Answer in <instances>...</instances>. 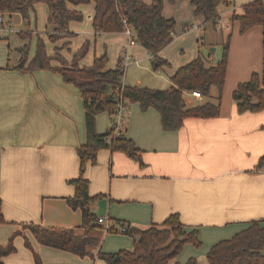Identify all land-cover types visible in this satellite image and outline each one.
<instances>
[{"label":"crops","instance_id":"0c3cea01","mask_svg":"<svg viewBox=\"0 0 264 264\" xmlns=\"http://www.w3.org/2000/svg\"><path fill=\"white\" fill-rule=\"evenodd\" d=\"M27 1L35 2L37 23L48 22V6L42 0ZM191 1L164 0L163 15L175 18L177 29L174 41L159 53L170 66L157 71L152 68L151 55L132 40L130 33H103L96 37L95 3L67 5L69 10L84 15L82 21L69 23L73 37L51 43L47 27L35 33L45 45L47 41L51 43L50 50L47 49L50 57L58 53L68 62L63 65L54 59L51 65L55 68H71L75 54L88 43L87 53L78 61L79 69L106 55V70H114L128 57L126 86L169 90L177 70L195 60L201 51L203 38L194 45L184 43L185 36L205 29L208 24L203 16L195 15ZM251 1L234 0L232 10L226 4L220 18L227 12L243 15V8L237 12ZM191 16L200 23L190 24L187 19ZM2 17L11 27L22 32L28 30L20 14ZM238 22L232 21L239 26ZM245 33L244 38L240 37L244 48L250 55L255 54L251 42L254 38L261 57L262 27H252ZM26 43L19 34L0 37V198L7 221L0 225V243L7 244L13 234L23 232L32 250L26 247L23 235L17 234L14 240L17 252L5 257L3 264H35L34 252L43 264H107L99 254L133 250L131 237L109 234L103 229L92 231L100 244L90 248L91 257H80L37 242L24 228L23 224L30 223L60 229L81 226L80 211L71 209L66 199L75 193L69 182L80 175L77 151L87 142L83 98L73 84L65 83L59 73L52 71L8 69L19 64L20 48ZM260 67L261 58L253 69ZM242 76L236 80H248L246 75ZM238 82L227 88V97ZM213 95L217 96L216 89ZM192 98L194 105L205 102L185 93L187 104ZM111 121L108 113L99 114L97 132L106 133ZM125 130L126 137L143 152L144 165L123 153L103 149L97 155V164L88 163L84 174L90 182L89 194L95 199L92 210L99 218H107L110 226L125 222L145 229L179 213L187 232L198 230L202 246L197 249L186 244L177 261L186 264L195 258L203 264L215 244L231 239L252 222L264 220V167L257 169L264 155V110L239 114L236 105L228 100L226 107L221 103L218 118H189L179 131L168 132L155 109L143 112L136 103L130 106ZM260 224L264 227V223Z\"/></svg>","mask_w":264,"mask_h":264},{"label":"trees","instance_id":"16d2710c","mask_svg":"<svg viewBox=\"0 0 264 264\" xmlns=\"http://www.w3.org/2000/svg\"><path fill=\"white\" fill-rule=\"evenodd\" d=\"M42 1L49 9L47 25L50 31L48 33L50 42L56 43L60 39L73 37L74 34L68 29L69 23L84 19L81 12L68 9L69 3L72 5L95 3L93 29L96 37L103 33L125 32L129 28L132 40L143 46L151 55V65L155 71L170 66V63L159 53L174 41L176 20L163 15L164 0H152L151 4H146L143 0ZM169 1L175 2V0ZM220 3L221 0L191 1L195 15L203 16L206 23L215 28L219 18ZM34 6L33 1L0 0V14H20L29 28L36 19ZM242 8L243 15L233 13L231 20L239 21L242 31L261 26L264 41L263 0H253ZM18 34L28 43L20 48L22 57L19 64L15 67L8 66V69L25 72L52 71L59 73L65 83L73 84L83 98L87 132V142L77 151L80 175L69 182L74 186L75 193L66 199L71 209L80 211L81 226L60 229L30 223L23 224L24 228L31 232L37 242L80 257H91L90 248L100 244V239L91 234L92 231L103 229L109 234L119 233L131 237L134 241L133 250L99 254V258L107 264H180L177 258L186 244H192L197 249L201 248L198 230L187 232L179 213L170 215L160 225H152L145 229L136 228L125 222H117V226L105 228L103 224L98 223V217L92 210V202L95 199L89 194L90 182L84 174L88 163L97 164V155L103 149L110 150L112 153H123L141 166L144 165L143 152L126 137L125 132L118 136L114 135V119L121 99L125 101L129 109L136 103L140 105L143 112L155 109L161 116L163 129L168 132L179 131L184 126L185 120L189 118H218L221 114V100L229 64L230 36L227 37L220 61L209 65L210 62L202 57L200 51L195 60L177 70L171 78L172 88L163 90L123 85L121 65L114 70H106L108 61L106 55L96 58L91 66L79 69L78 61L87 53L88 43H85L75 54L71 68H55L51 65L54 59L63 65H67L68 62L58 53L50 57L46 51L45 41L30 28ZM35 34L37 35L36 50L30 59V44ZM213 89L217 90L215 103L208 101L212 97ZM193 92L199 93L205 102L188 106L185 93ZM233 99L239 114L263 111L264 72L254 73L249 81L240 83L233 92ZM101 113H108L112 120L109 130L104 134L97 132V116ZM262 167H264V155L257 164L258 170ZM2 205L3 201L0 198V225L7 224ZM260 223H264V220L252 222L247 229L237 233L231 239L215 244L206 257L209 264H264V227ZM121 228H125V231L122 232ZM17 234L23 235L26 247L32 250L28 237L23 232ZM17 234H13L7 244L0 243V264H3L5 257L17 252L14 244ZM33 254L35 264H43L40 256L35 252ZM186 264L199 263L197 259L191 258Z\"/></svg>","mask_w":264,"mask_h":264},{"label":"rangeland","instance_id":"374dc122","mask_svg":"<svg viewBox=\"0 0 264 264\" xmlns=\"http://www.w3.org/2000/svg\"><path fill=\"white\" fill-rule=\"evenodd\" d=\"M226 4L229 5L230 10H232L233 7L235 6L234 0L232 1L231 0H221V3L218 8L219 13L221 12V10L223 11L225 10ZM244 5L241 6V8L239 9L237 13H240ZM16 17L17 19H19L18 16ZM221 17L222 18H220L219 16L218 18V19H221V25L228 26V29L224 28L222 30H219L217 27L215 28L211 24H207L205 29L203 28L204 30L197 29V30L191 31L188 35H186L184 39V43L190 44V42H192L195 45V43H197V40H199L200 38H203V44L201 45V55L205 60H208L210 62L209 65H213L221 60V57L223 54V48L226 44L227 37L230 36V49H229V54H228L229 64H228V70H227V75H226L225 87H224L222 100H221V103L223 104V106L226 107L228 100H230L232 104H235L234 99H233V93L232 94L227 93L228 97L225 95V93L228 92L227 88H229L231 83L233 84L235 83V81L240 80V82L236 84V87H235L236 89L240 83L249 81L254 73L262 74L264 72V41L262 40L263 50L261 49L262 56L260 57V54L255 45L256 43L255 39L252 38L251 42H252V46H254L255 54L250 55L247 52V50L244 48L243 40L240 39V37L244 38V35L246 34L245 32H247V30L249 29H247L246 31H242L241 24L238 21H233V22L235 23L238 22L239 26L236 24H233L231 20V15L228 12L224 16H221ZM187 21L190 24L194 22L195 24L200 23L198 21H195L194 19L192 20V16L191 18H188ZM24 27L28 28V24L26 21H25ZM45 27L49 29L46 21L45 23L42 24L41 21H38L37 23V19H35V21L32 22V25L29 28L31 31H34V32L35 31L42 32L44 31ZM12 29L14 31L9 34H13V36L18 35L15 32H21V30L17 28L12 27ZM38 32L36 34H38ZM36 34L34 35L33 40L31 41V45H30V52H29L30 59L34 56L35 50H36V41H37ZM51 43L48 41L46 42V51L47 49L50 50L52 46ZM260 58H261L260 69L259 70L253 69L255 66L259 64ZM239 74L240 76H238ZM242 75H246L244 77H246L248 80L246 79L236 80L237 77H243ZM214 91L215 89H213V92ZM215 96L213 95L211 98H209L208 101L212 103L217 102V98ZM194 103H195L194 98L188 101L189 106H192V105L194 106ZM106 172L107 173L109 172L108 167H106ZM95 197L97 198L99 196H95ZM107 224H108V221L106 222V225ZM203 264H208V261L206 258L203 259Z\"/></svg>","mask_w":264,"mask_h":264},{"label":"built area","instance_id":"2783aa9c","mask_svg":"<svg viewBox=\"0 0 264 264\" xmlns=\"http://www.w3.org/2000/svg\"><path fill=\"white\" fill-rule=\"evenodd\" d=\"M216 27L219 30L222 29H228L227 26H223L221 25V19H218L216 22ZM14 30L12 29L11 25L6 23L5 20L2 17V14H0V37H3L5 35H8L9 33L13 32ZM126 32L131 34V30L128 28L126 30ZM128 57L124 58V61L121 64V72H122V77H121V81L123 83V85H125L124 83V79H125V70L128 64ZM192 97H195L198 100H202V96L197 93V92H193L191 93ZM129 111L130 109L128 108L127 104L125 103V101H123L122 99L120 100V102L118 103V111L115 115V119H114V135L118 136L120 135L122 132H125V127H126V123H127V118L129 116ZM107 218H99L98 219V223L99 224H103L105 226V228H110L109 223L106 225L107 222ZM121 231L124 232L125 228H121Z\"/></svg>","mask_w":264,"mask_h":264}]
</instances>
